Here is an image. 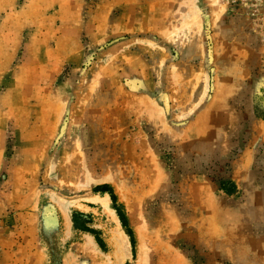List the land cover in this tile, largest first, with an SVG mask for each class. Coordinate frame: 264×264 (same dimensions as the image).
<instances>
[{
  "label": "rangeland",
  "instance_id": "obj_1",
  "mask_svg": "<svg viewBox=\"0 0 264 264\" xmlns=\"http://www.w3.org/2000/svg\"><path fill=\"white\" fill-rule=\"evenodd\" d=\"M0 264H264V0H0Z\"/></svg>",
  "mask_w": 264,
  "mask_h": 264
},
{
  "label": "trees",
  "instance_id": "obj_2",
  "mask_svg": "<svg viewBox=\"0 0 264 264\" xmlns=\"http://www.w3.org/2000/svg\"><path fill=\"white\" fill-rule=\"evenodd\" d=\"M221 186H222V189H223L224 191H226V192H232L233 189H234V187H235L234 183L229 182V181H227V182H226V181L222 182ZM106 187H107V186H103V189L106 188ZM106 189H107V188H106ZM104 190H105V189H104ZM104 192H107V190H105ZM111 199H112V201H113L114 203H116V196H115L114 194H112V193H111ZM118 215H119V217H120L121 222L123 223V225H124L125 227H128L127 220H126L125 216H124V215L122 214V212L119 211V210H118ZM82 230H83V231H86V232L95 233L93 230H90L87 226H82ZM128 233H129V236L131 237L132 243H134V242H133V241H134V240H133V232L129 229V230H128ZM97 240L100 241L99 238H97ZM101 245H102V244H101Z\"/></svg>",
  "mask_w": 264,
  "mask_h": 264
},
{
  "label": "bare ground",
  "instance_id": "obj_3",
  "mask_svg": "<svg viewBox=\"0 0 264 264\" xmlns=\"http://www.w3.org/2000/svg\"><path fill=\"white\" fill-rule=\"evenodd\" d=\"M99 200V199H98ZM103 203H105L106 204V206L107 205H109L110 203H109V200H107V199H100ZM60 203V202H59ZM61 203H64V202H61ZM73 203V202H72ZM64 205V204H63ZM121 242V241H120Z\"/></svg>",
  "mask_w": 264,
  "mask_h": 264
}]
</instances>
